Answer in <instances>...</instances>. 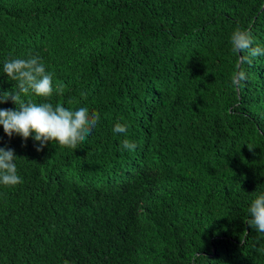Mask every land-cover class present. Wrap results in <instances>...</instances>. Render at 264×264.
<instances>
[{
    "label": "trees",
    "instance_id": "1",
    "mask_svg": "<svg viewBox=\"0 0 264 264\" xmlns=\"http://www.w3.org/2000/svg\"><path fill=\"white\" fill-rule=\"evenodd\" d=\"M237 27L264 47V0H0V94L5 61L39 56L53 94L23 99L100 116L75 149L0 126L22 178L0 183V264H264V56L235 89Z\"/></svg>",
    "mask_w": 264,
    "mask_h": 264
},
{
    "label": "clouds",
    "instance_id": "2",
    "mask_svg": "<svg viewBox=\"0 0 264 264\" xmlns=\"http://www.w3.org/2000/svg\"><path fill=\"white\" fill-rule=\"evenodd\" d=\"M230 42L232 51L241 54L238 70L233 72L231 77L232 86L239 90L247 81L243 65L251 64L254 57L264 56V47L258 45L254 47L251 32L239 27L233 31ZM3 72L16 82L11 92L0 94V104L11 99L16 105L15 109H0V126H3L4 133L8 137H12L15 133L27 140L35 134L34 139L40 145L37 151L53 141L61 146L75 149L86 140L100 119L99 113H90L89 108L84 105L72 110L61 104L53 106L52 103H36L22 98L29 92L45 98L53 94V74L46 71L45 64L39 56L30 55L27 59L16 58L5 61ZM57 92H63V86H59ZM113 132L125 134L127 125L116 123ZM121 147L133 151L137 145L124 139ZM16 158L13 149L0 148V183L6 186H15L22 182L14 162ZM249 213L251 217L249 226L264 233V194L254 199Z\"/></svg>",
    "mask_w": 264,
    "mask_h": 264
}]
</instances>
